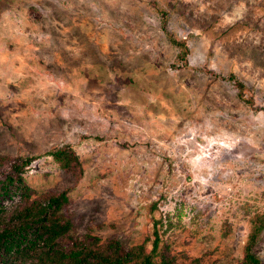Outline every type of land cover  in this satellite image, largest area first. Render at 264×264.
I'll list each match as a JSON object with an SVG mask.
<instances>
[{"label": "rangeland", "instance_id": "1", "mask_svg": "<svg viewBox=\"0 0 264 264\" xmlns=\"http://www.w3.org/2000/svg\"><path fill=\"white\" fill-rule=\"evenodd\" d=\"M20 157L7 220L66 191L68 237L131 249L157 221L175 264H238L264 217V0H0V161Z\"/></svg>", "mask_w": 264, "mask_h": 264}, {"label": "trees", "instance_id": "2", "mask_svg": "<svg viewBox=\"0 0 264 264\" xmlns=\"http://www.w3.org/2000/svg\"><path fill=\"white\" fill-rule=\"evenodd\" d=\"M179 49V58L186 60L188 47L184 41L173 40ZM234 82L239 97L254 106V99L245 98L246 86L236 75L227 78L214 75ZM54 159L64 169L80 167L78 156L71 147L59 149L52 153ZM4 161V159H2ZM0 161V197L10 194L27 195L30 192L23 174L34 161L33 158H17L8 166ZM69 202L66 191L49 194L40 207L33 206L23 210H13L12 218L6 219L7 210L0 204V264H175L169 256V246L157 231L158 222L155 221L154 232L141 245L126 249L118 239L101 242L95 239L86 243L79 239L68 237L70 223L63 221L59 213ZM38 208V209H37ZM37 210V211H36ZM152 221L154 216H152ZM264 229V217L256 220L245 249L243 258L238 264H262L261 260L252 252L258 235ZM68 237L72 240L70 249L60 241ZM200 258H194L187 264H200Z\"/></svg>", "mask_w": 264, "mask_h": 264}]
</instances>
